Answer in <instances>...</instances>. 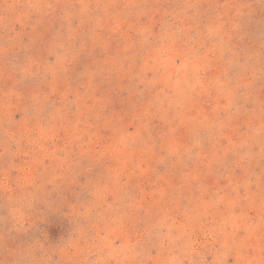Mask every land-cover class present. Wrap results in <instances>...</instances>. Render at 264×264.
I'll use <instances>...</instances> for the list:
<instances>
[{"label":"clouds","instance_id":"9594fccd","mask_svg":"<svg viewBox=\"0 0 264 264\" xmlns=\"http://www.w3.org/2000/svg\"><path fill=\"white\" fill-rule=\"evenodd\" d=\"M0 264H264V0H0Z\"/></svg>","mask_w":264,"mask_h":264},{"label":"rangeland","instance_id":"374dc122","mask_svg":"<svg viewBox=\"0 0 264 264\" xmlns=\"http://www.w3.org/2000/svg\"><path fill=\"white\" fill-rule=\"evenodd\" d=\"M57 225L55 224V223H53V225H52V227H53V230H55V227H56Z\"/></svg>","mask_w":264,"mask_h":264}]
</instances>
